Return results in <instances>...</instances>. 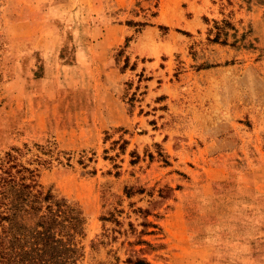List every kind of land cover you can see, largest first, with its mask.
Masks as SVG:
<instances>
[{"label": "rangeland", "instance_id": "1", "mask_svg": "<svg viewBox=\"0 0 264 264\" xmlns=\"http://www.w3.org/2000/svg\"><path fill=\"white\" fill-rule=\"evenodd\" d=\"M3 171L31 264H264V0H0Z\"/></svg>", "mask_w": 264, "mask_h": 264}, {"label": "trees", "instance_id": "2", "mask_svg": "<svg viewBox=\"0 0 264 264\" xmlns=\"http://www.w3.org/2000/svg\"><path fill=\"white\" fill-rule=\"evenodd\" d=\"M30 180L28 183L23 181L17 184L9 172H0V264H17V262L31 264L32 260L29 259L28 255L24 257L20 254L15 257L14 251L17 247L23 248L24 253L51 251L56 257L59 256V253L55 252L54 249L57 248V245H60V248L66 245L65 243L68 242V237L71 235L67 231L68 227H75L77 219L80 218V213L75 207L55 200L49 192L42 194L41 190H35L34 187L40 186V184L33 178ZM40 200L52 201L55 206L50 203L45 205L41 215L43 220L39 223L41 229H33L31 232L33 235L28 237L30 239L23 240L16 233L14 226H7L5 222L10 221L11 217L18 211L34 212L40 210ZM58 219L66 222H61L60 227L50 225L52 221L58 225ZM10 234L11 239L9 238ZM64 236L66 237L64 238ZM67 247L70 250L69 246ZM58 252H63V250L60 249ZM49 257L52 258V256ZM37 260L44 261V257ZM53 263L54 261L51 264Z\"/></svg>", "mask_w": 264, "mask_h": 264}]
</instances>
